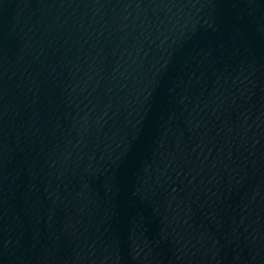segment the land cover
Returning <instances> with one entry per match:
<instances>
[{"label": "water", "instance_id": "water-1", "mask_svg": "<svg viewBox=\"0 0 264 264\" xmlns=\"http://www.w3.org/2000/svg\"><path fill=\"white\" fill-rule=\"evenodd\" d=\"M221 0H0V264H135Z\"/></svg>", "mask_w": 264, "mask_h": 264}]
</instances>
